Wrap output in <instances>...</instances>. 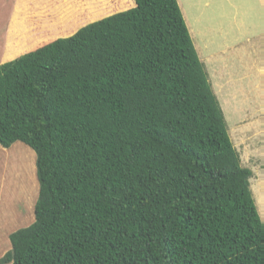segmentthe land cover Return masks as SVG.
I'll return each mask as SVG.
<instances>
[{
	"label": "trees",
	"instance_id": "16d2710c",
	"mask_svg": "<svg viewBox=\"0 0 264 264\" xmlns=\"http://www.w3.org/2000/svg\"><path fill=\"white\" fill-rule=\"evenodd\" d=\"M56 1L39 3L95 6ZM135 2L0 64V194L33 197L16 142L40 183L35 221L0 264H264L254 174L179 2Z\"/></svg>",
	"mask_w": 264,
	"mask_h": 264
},
{
	"label": "rangeland",
	"instance_id": "374dc122",
	"mask_svg": "<svg viewBox=\"0 0 264 264\" xmlns=\"http://www.w3.org/2000/svg\"><path fill=\"white\" fill-rule=\"evenodd\" d=\"M128 1L129 3L127 4V0H99V4H97L98 1L95 0L96 12L93 15L92 13L90 14V16H95V18H91V20H102V18L108 16L101 15L102 11L114 6L116 8L120 6V10L110 15L136 6L135 0ZM208 2H211V4H208ZM219 4L220 0H195L192 8L198 15L203 12L204 17L200 16V18L204 22H200L196 28L191 24L190 12L186 10L189 21L188 27L192 30L191 36L196 50L202 62L205 64L214 92L221 102L226 116L229 134L241 155V159L243 158V166H256L258 167L257 174L263 176L264 165L257 163V161L264 162V160H259L260 157L264 159V134H252L248 131L249 129L246 130L243 128L248 124L247 117L249 115L252 116L257 113L258 109L264 112V12L259 3H254V0H251V4L257 9L256 19L258 26L256 30H253L252 25L241 26L240 29L234 25L233 28L237 33H230V36L226 40L220 32V29H224L225 27H222L219 21L211 17V11ZM0 20L3 21L4 18H0ZM6 28V25L0 24V33H3L4 30L6 32ZM258 31H263V33L259 34L257 33ZM4 36L6 37V33H4ZM2 43L3 40L0 37V52L2 50ZM35 43L37 42L30 39L31 45ZM221 60L226 64V68L222 66L217 67V63ZM239 60L242 66L240 69H237V62ZM234 82L238 85L241 96H239V92L234 87ZM251 86L253 91L258 94L257 103L254 99L253 92H251ZM242 93H245L246 96L243 97ZM224 100L227 103V108ZM234 101L237 103L234 104ZM257 115L260 118L255 123L260 126V129L264 130V114L258 113ZM2 148L0 144V157L2 156L0 158V172L2 171V164L5 162L1 152L5 148ZM6 150H13L15 154V157L11 159V162L17 163L15 173H19L18 169L21 168L22 164H31L34 187L33 197L32 200L31 197L29 198V203L26 200L28 193L0 194V230H2L0 232V259L11 250L9 235L18 229L28 227L34 223L35 208L40 194L36 152L23 142H16L10 148H6ZM257 150L261 152L260 157L256 154ZM251 182L254 199L264 223V180L261 177L258 179L253 178ZM22 218L30 219L28 220L30 222L20 224L23 221Z\"/></svg>",
	"mask_w": 264,
	"mask_h": 264
},
{
	"label": "crops",
	"instance_id": "0c3cea01",
	"mask_svg": "<svg viewBox=\"0 0 264 264\" xmlns=\"http://www.w3.org/2000/svg\"><path fill=\"white\" fill-rule=\"evenodd\" d=\"M208 1H212V0H208ZM34 2L36 3L34 4ZM39 2L40 0H38V2L37 0H0V18H4L3 21L0 20V24H4L7 26L6 32L4 30L3 33H0V37H2L3 40L2 50L0 52V64L13 61L21 57L22 55L30 52L34 48L33 46L36 44L35 43L34 45L31 44L27 45L28 43H30V39L39 43L52 39L70 37L75 33H77L82 27L98 21L96 19L95 20L89 19L90 14L95 13V12L89 13V11L96 10V5L95 6L93 5L92 7H88L87 9L84 8V10L77 12L74 11L73 9L74 7H69V6L66 7L61 3L51 8L48 7L47 4H40ZM54 2H58V1L54 0ZM178 2L182 9L184 18L187 21L186 23H188V26H189V21L186 15V10L190 12V21L193 26L197 28L200 22H204L200 18V16H203V12L198 15L195 13V10L192 8L195 4V0H178ZM254 3H259L264 12V0H254ZM208 4H211V2H208ZM208 4L206 5L208 6ZM256 11L257 9L251 4V0H220V4L211 11V17L212 19L219 21L222 27H225L224 29H220V32L222 34V37L227 40V37L230 36V33H237L233 28L234 25H236L238 29H240L241 26L252 25L253 30H256L258 26L256 19L257 17ZM62 12L63 14L62 17L60 18V14ZM82 20H86V21L81 22ZM72 24L76 25L73 29H71L73 27ZM23 29L27 30L26 34H22L24 31ZM17 31H21V33L19 38L15 40L13 38V35ZM190 31L192 33L191 29ZM4 33H6V37L4 36ZM257 33L262 34L263 31H258ZM17 42L19 43L20 47H17L16 45ZM239 62L241 61L239 60L237 62V69H240L242 66ZM217 65L218 68L220 66H222L223 68L227 67L226 64L223 63V60L218 62ZM234 87L239 92V87L235 82H234ZM251 92H253L254 99L256 101L258 99V94L253 91L252 86H251ZM238 94L239 96H241L240 92ZM242 96L244 97L246 96V94L242 93ZM224 103L227 108V103L225 100ZM236 103L237 102L234 101V104ZM258 113L264 114V112H262L261 109H258L257 113L253 114L252 116L249 115L247 117L249 125L247 124V126H245L243 129L246 130L249 129L248 131L251 132L252 134H264V130L260 129V126H258L257 123H255L257 122L258 118H260V116L257 115ZM243 129L242 131H244ZM263 143H264V139H263ZM256 154L258 157H260L259 155L261 154V152L257 150ZM259 160H264V159L260 157ZM257 163L264 165V162L262 163L261 161L260 162L257 161ZM250 167L254 174L253 178L258 179L261 177L264 180V174L263 176H259L257 174L258 167L256 166L255 167L250 166ZM22 219L23 221L20 224H27V222H30L28 221L30 219H24V218ZM0 232H2V230H0ZM9 236H8V240H9Z\"/></svg>",
	"mask_w": 264,
	"mask_h": 264
}]
</instances>
